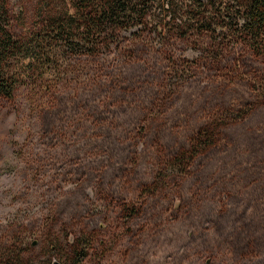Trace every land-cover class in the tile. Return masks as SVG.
<instances>
[{"label": "rangeland", "instance_id": "374dc122", "mask_svg": "<svg viewBox=\"0 0 264 264\" xmlns=\"http://www.w3.org/2000/svg\"><path fill=\"white\" fill-rule=\"evenodd\" d=\"M9 3L26 43L85 7ZM199 7L174 22L156 2L144 24L16 57L0 101V264H264V55L219 18L191 27ZM207 127L215 143L174 170Z\"/></svg>", "mask_w": 264, "mask_h": 264}, {"label": "trees", "instance_id": "16d2710c", "mask_svg": "<svg viewBox=\"0 0 264 264\" xmlns=\"http://www.w3.org/2000/svg\"><path fill=\"white\" fill-rule=\"evenodd\" d=\"M75 1L79 6H85L80 10L82 16L79 19L73 18L72 15L53 20L50 24L46 22L36 38L26 43V40L16 39L11 33L13 18L9 0H0V101L13 99L18 79L15 75L17 69H14L12 64L21 53H33L28 46L36 42L39 50L36 51L35 56L42 58L44 52L51 51L50 44L54 42L56 36L66 40L76 31L81 32L82 28L85 29L79 35L82 38L81 41H98L110 32L118 34L119 29L133 24L137 18L142 22L146 16V13L143 14L145 9L149 11L156 2L160 1L168 13L169 20L174 22L181 19L176 17L177 14L189 10L194 2H199L198 12L187 13L191 27H206L205 32L213 33L214 22L219 18L222 32L224 30L231 32L234 38L242 39L243 42L249 44L255 53L264 55V0H233V5H230V2L226 3L225 0H185L187 3L184 1L182 4L184 10L179 9L174 16H172L174 5L181 0H137L144 9L140 11L142 14H138L140 12L135 10V6H139L136 0ZM216 5H220L219 8L212 11ZM215 137L213 127L203 129L194 139L192 149L182 153L171 162L172 168L174 170L188 168L198 154L215 143ZM127 212L133 213L134 210L126 208Z\"/></svg>", "mask_w": 264, "mask_h": 264}, {"label": "water", "instance_id": "95a60500", "mask_svg": "<svg viewBox=\"0 0 264 264\" xmlns=\"http://www.w3.org/2000/svg\"><path fill=\"white\" fill-rule=\"evenodd\" d=\"M52 264H61V263L55 260Z\"/></svg>", "mask_w": 264, "mask_h": 264}]
</instances>
